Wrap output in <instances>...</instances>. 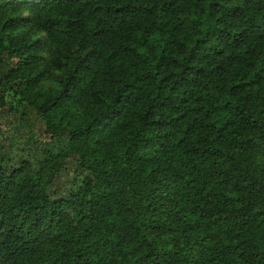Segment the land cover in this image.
<instances>
[{
    "label": "trees",
    "instance_id": "trees-1",
    "mask_svg": "<svg viewBox=\"0 0 264 264\" xmlns=\"http://www.w3.org/2000/svg\"><path fill=\"white\" fill-rule=\"evenodd\" d=\"M0 82L61 145L0 157V264H264V0H0Z\"/></svg>",
    "mask_w": 264,
    "mask_h": 264
},
{
    "label": "rangeland",
    "instance_id": "rangeland-1",
    "mask_svg": "<svg viewBox=\"0 0 264 264\" xmlns=\"http://www.w3.org/2000/svg\"><path fill=\"white\" fill-rule=\"evenodd\" d=\"M14 84L0 82V94H4L6 104L0 109V157L10 156L17 160L20 157L50 156L57 153L61 145L55 138L45 132V127L36 121L34 116L24 112L15 95ZM89 173L79 167L71 166L67 173L61 175L55 184V189L66 199L67 213L75 217L78 206H86V201L92 197V184L86 182ZM56 245H59L56 240Z\"/></svg>",
    "mask_w": 264,
    "mask_h": 264
}]
</instances>
